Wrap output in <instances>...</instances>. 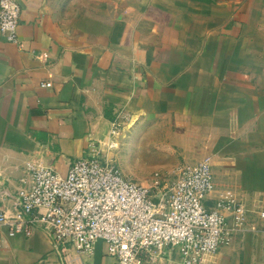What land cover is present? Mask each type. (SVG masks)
<instances>
[{
    "label": "crops",
    "instance_id": "obj_1",
    "mask_svg": "<svg viewBox=\"0 0 264 264\" xmlns=\"http://www.w3.org/2000/svg\"><path fill=\"white\" fill-rule=\"evenodd\" d=\"M17 1L19 42L0 31V211L16 215L30 164L67 174L93 147L132 146L154 168L121 170L142 182L208 160L207 204L236 198L248 224L200 264H264V0ZM8 230L0 264H117L102 240L63 255L43 225ZM145 264L185 263L169 246Z\"/></svg>",
    "mask_w": 264,
    "mask_h": 264
},
{
    "label": "built area",
    "instance_id": "obj_2",
    "mask_svg": "<svg viewBox=\"0 0 264 264\" xmlns=\"http://www.w3.org/2000/svg\"><path fill=\"white\" fill-rule=\"evenodd\" d=\"M22 9L17 0H0V31L19 42ZM49 83H44L47 86ZM32 185L19 191L13 218L0 211L8 236L50 230L61 254H94L96 242L107 244L117 264H145L166 247L178 249L185 264H200L248 224V210L236 198L207 204L215 191L209 161L179 167L176 175L156 172L151 186L141 184L93 147L63 174L50 165H29ZM264 216V212L262 213ZM0 238V246L5 243Z\"/></svg>",
    "mask_w": 264,
    "mask_h": 264
},
{
    "label": "rangeland",
    "instance_id": "obj_3",
    "mask_svg": "<svg viewBox=\"0 0 264 264\" xmlns=\"http://www.w3.org/2000/svg\"><path fill=\"white\" fill-rule=\"evenodd\" d=\"M118 137L119 140H121L120 135ZM103 149L106 150L109 148H107V145L105 144V147H103ZM111 154V159L107 158V156L103 154L104 159L117 165L125 172V174L130 175L132 173H139L140 175L144 176L146 174H149V171L154 168V163L152 161H146L144 157H142L144 160L141 161V154H139V152H136V150L132 146L130 147V149H128L127 146L120 144L116 149L112 150ZM156 171H158V169H155L153 172L155 173ZM134 176L135 175H131L130 177L141 184L151 186L154 183V174H151L150 177L147 178L146 182H142L140 179H138L136 177L137 175L135 177Z\"/></svg>",
    "mask_w": 264,
    "mask_h": 264
}]
</instances>
